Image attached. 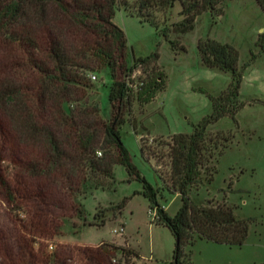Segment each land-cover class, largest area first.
Returning a JSON list of instances; mask_svg holds the SVG:
<instances>
[{
    "label": "trees",
    "instance_id": "trees-1",
    "mask_svg": "<svg viewBox=\"0 0 264 264\" xmlns=\"http://www.w3.org/2000/svg\"><path fill=\"white\" fill-rule=\"evenodd\" d=\"M223 1L141 0L140 7L173 8L179 2L183 19L177 31L187 34L194 30L198 16ZM117 4L118 0H0V197L14 224L12 233L0 225V264H73L76 258L95 264L96 250L91 247L62 246L50 251L43 241L55 237L61 217L84 213L78 199L86 198L87 188L104 190L112 185L118 165L126 169L130 180L142 184L140 194L157 223L173 235L175 249L169 264H191L190 251H185L189 261L184 263V250L197 240L241 247L248 237L250 219H238L226 204L197 205L190 191L200 184L202 170L211 159L206 148L208 126L225 117L235 120L243 108L239 95L249 65L240 67L239 52L231 45L198 42L202 63L230 73L231 83L223 94L210 97L212 113L191 134H175L165 144L171 184L165 189L180 194L183 203L170 216L121 139L132 90L119 77H130L138 67L157 62L159 56L140 57L127 66L126 34L114 22ZM259 4L264 10V0ZM257 44L264 53V40L260 38ZM256 58L253 55L252 60ZM104 68L110 69L113 80L109 121L97 107L76 105L93 87L89 73ZM162 76L158 74L151 91L144 90V84L138 88L140 102L149 103L156 92L164 90ZM65 103L73 106L69 113L63 108ZM140 152L146 162L163 158L144 143ZM126 204L127 198L117 209L122 211ZM119 252L126 264L132 256L139 258L130 249Z\"/></svg>",
    "mask_w": 264,
    "mask_h": 264
},
{
    "label": "rangeland",
    "instance_id": "rangeland-1",
    "mask_svg": "<svg viewBox=\"0 0 264 264\" xmlns=\"http://www.w3.org/2000/svg\"><path fill=\"white\" fill-rule=\"evenodd\" d=\"M140 4L141 0H118L116 8L114 22L127 38L126 64L131 66L137 58L155 53L159 59L138 67L128 78L119 77L128 81L132 90L130 112L120 129L122 142L149 183L155 187L159 177L163 189L169 188L165 144L175 134H191L194 126L212 113L210 97L220 96L231 83L230 73L209 69L202 63L198 42L215 41L237 49L240 67L249 65L243 73L239 95L243 108L235 120L225 117L208 126L206 148L211 159L202 170L200 184L192 187L190 196L197 205L226 204L233 208L238 219H250L243 250L249 256L264 258V53L257 44L260 38L264 40V10L259 0H225L198 16L193 31L181 34L177 31L183 19L179 2L173 8L152 5L142 9ZM253 55L257 57L254 61ZM159 73L163 74L164 90L156 92L151 102H140L138 88L144 84V90L151 91V84ZM89 78L93 87L76 105L97 107L101 117L109 121L112 116L108 100L113 83L111 71L104 68L90 72ZM63 108L69 113L73 106L65 103ZM143 143L163 158L144 161L140 152ZM6 166L3 163V167ZM87 191L85 199H78L84 213L61 217L55 237L43 241L50 251L62 246L91 247L96 250L95 264H126L119 252L123 248L139 254V258H129L128 264L172 261L173 235L155 221V213L149 210L148 201L140 194L142 184L130 180L123 166H115L109 188L93 190L89 187ZM126 198V206L119 211L118 204ZM0 225L8 233L14 230L11 214L1 197ZM206 242L197 248L202 251L199 262L221 255L212 249L213 242ZM186 253L184 263L189 261ZM73 264L89 263L76 258Z\"/></svg>",
    "mask_w": 264,
    "mask_h": 264
},
{
    "label": "crops",
    "instance_id": "crops-1",
    "mask_svg": "<svg viewBox=\"0 0 264 264\" xmlns=\"http://www.w3.org/2000/svg\"><path fill=\"white\" fill-rule=\"evenodd\" d=\"M115 19H116V16H115ZM155 175L157 176L156 172H155ZM158 179H159V182L156 183L155 188L158 191L159 203L165 208V210L168 212L170 216H175L183 204L181 195L178 193H170L166 189H163L161 185V179L159 177ZM123 230L125 233V225L123 226ZM202 242H206V241L197 240L194 246L186 249L187 251H190L191 253L190 254L191 264H264V258L259 259V258H256V256L252 257L251 255L250 256L247 255V252L243 250L244 244L242 245L243 247L242 246L241 247H235V246L230 247V246L220 245V244H215V243H212L213 246L211 245L210 246L212 247V249L216 250L218 254H221V255L217 257H206V259L203 258L204 262H199L198 258L201 257L202 251L201 249H199L198 251L197 248H199V244ZM206 243L211 244L209 242H206Z\"/></svg>",
    "mask_w": 264,
    "mask_h": 264
},
{
    "label": "built area",
    "instance_id": "built-area-1",
    "mask_svg": "<svg viewBox=\"0 0 264 264\" xmlns=\"http://www.w3.org/2000/svg\"><path fill=\"white\" fill-rule=\"evenodd\" d=\"M99 155H101V153H99Z\"/></svg>",
    "mask_w": 264,
    "mask_h": 264
}]
</instances>
